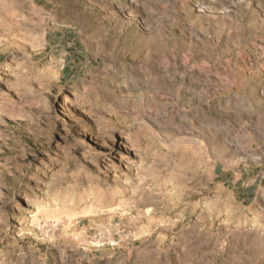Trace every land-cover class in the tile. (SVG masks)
I'll return each mask as SVG.
<instances>
[{
	"label": "rangeland",
	"instance_id": "rangeland-1",
	"mask_svg": "<svg viewBox=\"0 0 264 264\" xmlns=\"http://www.w3.org/2000/svg\"><path fill=\"white\" fill-rule=\"evenodd\" d=\"M236 154L264 167V0H0V264H264Z\"/></svg>",
	"mask_w": 264,
	"mask_h": 264
},
{
	"label": "crops",
	"instance_id": "crops-1",
	"mask_svg": "<svg viewBox=\"0 0 264 264\" xmlns=\"http://www.w3.org/2000/svg\"><path fill=\"white\" fill-rule=\"evenodd\" d=\"M237 158V160H236ZM243 164L236 156L219 162L216 166L217 176L222 181L227 180L236 190L235 199L253 205L254 208L264 210V167L257 162ZM114 259V258H113ZM110 257H100L92 254L89 259L84 254L75 259H66L62 264H116ZM114 262V263H113Z\"/></svg>",
	"mask_w": 264,
	"mask_h": 264
}]
</instances>
